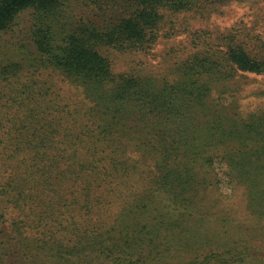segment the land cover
<instances>
[{
  "label": "trees",
  "instance_id": "obj_1",
  "mask_svg": "<svg viewBox=\"0 0 264 264\" xmlns=\"http://www.w3.org/2000/svg\"><path fill=\"white\" fill-rule=\"evenodd\" d=\"M225 1L0 0V264H264V108L236 109L264 53L221 36L161 76L108 55ZM223 186L248 228L202 203Z\"/></svg>",
  "mask_w": 264,
  "mask_h": 264
},
{
  "label": "rangeland",
  "instance_id": "obj_2",
  "mask_svg": "<svg viewBox=\"0 0 264 264\" xmlns=\"http://www.w3.org/2000/svg\"><path fill=\"white\" fill-rule=\"evenodd\" d=\"M227 35L245 39L248 49L264 53V0H227L211 6L204 16L192 12H166L159 37L148 52L119 54L108 51V55L115 72L134 70L161 76L196 49L222 48L220 37ZM239 84L237 110L247 112L264 108V74H248L239 80ZM59 85L62 102L76 101L74 89L63 82ZM201 197L209 212L229 214L232 218L229 232L249 227L251 220L242 189L230 191L226 186L214 187L202 190ZM207 225L217 226V222Z\"/></svg>",
  "mask_w": 264,
  "mask_h": 264
}]
</instances>
